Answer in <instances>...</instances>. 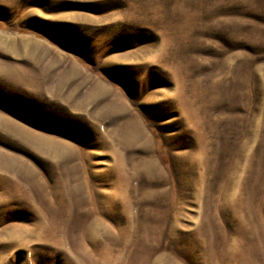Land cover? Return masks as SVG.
<instances>
[{
	"label": "rangeland",
	"instance_id": "1",
	"mask_svg": "<svg viewBox=\"0 0 264 264\" xmlns=\"http://www.w3.org/2000/svg\"><path fill=\"white\" fill-rule=\"evenodd\" d=\"M0 264H264V0H0Z\"/></svg>",
	"mask_w": 264,
	"mask_h": 264
},
{
	"label": "bare ground",
	"instance_id": "2",
	"mask_svg": "<svg viewBox=\"0 0 264 264\" xmlns=\"http://www.w3.org/2000/svg\"><path fill=\"white\" fill-rule=\"evenodd\" d=\"M126 129H125V133L127 134V135H130L131 137L132 136H135V134H134V131H133V126H132V124H131V126L130 125H127V127H125ZM136 137V136H135ZM134 138V137H133Z\"/></svg>",
	"mask_w": 264,
	"mask_h": 264
}]
</instances>
